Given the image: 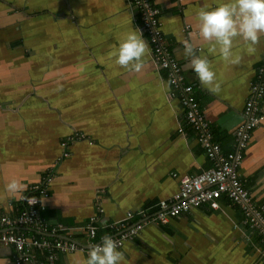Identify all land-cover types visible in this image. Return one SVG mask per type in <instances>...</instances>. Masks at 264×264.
Returning <instances> with one entry per match:
<instances>
[{"label":"crops","instance_id":"0c3cea01","mask_svg":"<svg viewBox=\"0 0 264 264\" xmlns=\"http://www.w3.org/2000/svg\"><path fill=\"white\" fill-rule=\"evenodd\" d=\"M152 2L215 140L233 150L250 84L264 65V35L254 51L237 38L233 52L241 61L233 65L210 52L198 31V10L216 0ZM139 18L133 0H0V214L25 209L31 186L52 170L40 219L68 243L89 246L95 238H86L80 226L107 234L108 223L126 220L128 212L132 221L150 215L178 191L184 175L212 165L195 130H177L179 90L164 80L168 69L154 59ZM133 30L150 50L140 72L120 67L111 55L121 35ZM184 40L208 57L219 93L201 86ZM260 106L264 112V98ZM78 131L86 138L62 145ZM238 176L252 199L264 203V121L242 151ZM10 179L26 191L8 193ZM242 220L238 204L221 196L216 208L202 204L124 242L122 264H264V242L249 244ZM16 252L0 241V264H16ZM29 253L36 263L23 264H49L50 254L55 264H84L88 254L34 246Z\"/></svg>","mask_w":264,"mask_h":264},{"label":"built area","instance_id":"2783aa9c","mask_svg":"<svg viewBox=\"0 0 264 264\" xmlns=\"http://www.w3.org/2000/svg\"><path fill=\"white\" fill-rule=\"evenodd\" d=\"M133 2L139 9V26L145 33L154 59L160 67L168 69L164 80L179 90L182 114L178 120L177 130L179 133H184V125L192 127L197 134V141L213 163L197 174L184 175L180 179L178 191L168 200H159L156 211L150 215L132 221L128 212L127 215L130 217L126 220L108 223L107 234H97L96 228L92 225L80 226L79 230L86 238L90 240L95 238L89 246L68 243L60 235L59 228H50L40 219V200L47 194L54 178V172L49 170L39 182L31 186V193L25 199V209H11L9 213L0 214V241L16 246V264H23V260L36 263V258L30 256V246L51 252L54 248L58 252L73 253L83 249L88 252L92 244L100 243L102 237L108 235L119 247L124 242L134 240L145 230L164 224L192 208L202 204L216 208L221 196H226L237 203L242 210V224L246 230L248 243L256 244L260 240L264 242V203H256L252 199L238 176L242 151L248 145L252 132L264 121V112L260 106L264 98V65L258 70V78L250 84L243 107V120L234 132L235 148L224 151L215 140L209 120L201 112L193 85L184 82L180 67L171 56L169 44L160 26L159 7L153 4L152 0H133ZM168 97L172 99L174 96L170 93ZM76 138H86V135L78 131L61 143L65 146L73 143ZM63 156L66 157L67 153L64 152ZM59 161L57 159L55 163ZM33 199L37 200L34 204L31 203ZM10 226H19L18 233L12 231ZM234 228H238V225L234 224ZM48 259L49 264H55L53 254H50ZM262 260L264 261V255Z\"/></svg>","mask_w":264,"mask_h":264},{"label":"clouds","instance_id":"9594fccd","mask_svg":"<svg viewBox=\"0 0 264 264\" xmlns=\"http://www.w3.org/2000/svg\"><path fill=\"white\" fill-rule=\"evenodd\" d=\"M197 17L199 34L211 46L210 52H218L225 62L233 65L241 61V56L233 52L237 38L249 45V51H254L264 35V0H216L214 5L200 8ZM182 44L201 86L211 93H219L221 82L217 80L208 57L199 55V50L189 40L182 41ZM149 51L142 33L133 30L121 35L118 47L111 55L120 67L140 72ZM61 90L62 85H58L57 91ZM5 190L15 195L22 194L26 187L19 180L10 179ZM36 201L33 199L31 203ZM123 259L117 242L104 235L100 243L90 246L84 264H122Z\"/></svg>","mask_w":264,"mask_h":264}]
</instances>
